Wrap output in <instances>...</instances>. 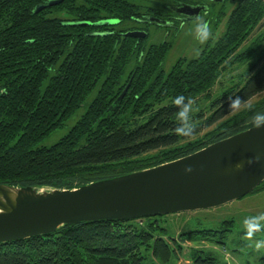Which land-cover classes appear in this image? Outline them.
<instances>
[{"label":"trees","instance_id":"trees-1","mask_svg":"<svg viewBox=\"0 0 264 264\" xmlns=\"http://www.w3.org/2000/svg\"><path fill=\"white\" fill-rule=\"evenodd\" d=\"M46 1L0 0L1 184L73 188L128 174L251 127L253 115L264 113V96L250 102L264 93V26L255 30L263 22L264 0H226L221 33L168 70L167 39L148 42L105 27L124 19L131 25L136 10H162L163 3L59 0L34 11ZM104 18L112 21L98 22ZM221 19H212L213 25ZM239 66L211 92L224 72ZM178 95L192 97L198 108L188 137L175 133L172 101ZM230 96H240L251 110H230ZM83 104L65 134L42 144ZM263 189L264 181L252 192ZM169 215L85 221L0 242V264H176L180 257L191 264H230L211 249L184 243L227 247L232 219L216 226L197 219L175 236Z\"/></svg>","mask_w":264,"mask_h":264},{"label":"water","instance_id":"water-1","mask_svg":"<svg viewBox=\"0 0 264 264\" xmlns=\"http://www.w3.org/2000/svg\"><path fill=\"white\" fill-rule=\"evenodd\" d=\"M58 1L38 3L34 11ZM190 7L197 16L200 8ZM177 10L190 13L184 6ZM124 34L143 37L146 33L129 30ZM127 88L128 84L118 99ZM3 94L0 89V95ZM258 154L259 162L245 164L241 171L233 169L237 161ZM189 165L192 171H185ZM262 181L264 127L253 125L177 159L73 188L0 183V242L47 234L63 225L85 221L136 219L215 208L251 193Z\"/></svg>","mask_w":264,"mask_h":264},{"label":"rangeland","instance_id":"rangeland-1","mask_svg":"<svg viewBox=\"0 0 264 264\" xmlns=\"http://www.w3.org/2000/svg\"><path fill=\"white\" fill-rule=\"evenodd\" d=\"M140 1V0H139ZM147 4L161 6L165 1L170 0H141ZM205 14H202L201 18L204 20ZM224 16L219 21L217 26L213 25L212 19L208 21L212 36L211 39L214 40L223 30ZM262 24L257 26L255 30H258L264 26V18L262 19ZM197 23V18L189 21L176 20L175 25L171 26L169 29H157L155 35L150 33L148 42H159L163 39H167L171 46L164 59V68L168 70L172 63L179 57L190 58L200 51L201 44L195 36V25ZM183 25V26H181ZM254 30V32H255ZM243 66L235 68L232 71L224 72L218 83L212 88V93L218 92L223 86L228 82V78L234 76ZM264 96V93L256 95L250 102H254ZM86 104H83L77 115L69 119L66 124L67 127L59 129L58 131L52 133L46 137L42 144L50 145L56 142L63 134L66 133L69 126H71L81 112L85 109ZM259 213H264V189L249 193L241 198L235 199L233 201L227 202L224 205L209 209H200L189 212L173 213L167 217L170 225L174 226L173 231L176 236L182 229L186 228L185 225L193 222L194 220H201L205 226H216L224 219H232L233 226L232 232L229 233L227 237V247H222L216 245L212 242L202 241V242H185L186 246H194L197 248L211 249L217 252L220 259L225 260L230 264H256L258 263L259 257L264 255V248L260 250L255 249L256 242L264 241V230L256 232L255 235L248 239L245 235V229L243 226V220L245 217L257 215ZM176 264H191L187 258L180 257Z\"/></svg>","mask_w":264,"mask_h":264},{"label":"clouds","instance_id":"clouds-1","mask_svg":"<svg viewBox=\"0 0 264 264\" xmlns=\"http://www.w3.org/2000/svg\"><path fill=\"white\" fill-rule=\"evenodd\" d=\"M195 36L201 44L206 43L212 36V30L209 23L199 16L197 17V23L195 25ZM172 103L177 109L175 113L177 122L175 133L178 136L184 137L193 135L197 127L193 120V112L198 110L196 107V101L192 97L178 95L173 99ZM228 107L232 111L251 110L252 105L247 104L246 100L242 99L240 96H230L228 97ZM252 123L256 128L264 127V113H255L252 118ZM260 159L261 156L258 154L247 160L237 161L233 166V169L235 171H241L245 164L259 162ZM185 171H192L191 165L186 166ZM243 226L246 237L251 239L256 232L264 230V213L245 217L243 220ZM262 248H264V241L256 242L255 249L260 250Z\"/></svg>","mask_w":264,"mask_h":264},{"label":"flooded vegetation","instance_id":"flooded-vegetation-1","mask_svg":"<svg viewBox=\"0 0 264 264\" xmlns=\"http://www.w3.org/2000/svg\"><path fill=\"white\" fill-rule=\"evenodd\" d=\"M226 0H170L163 2L162 10H151L149 12L143 13L139 11H135L138 13L134 16L135 21L131 24H124L127 20L123 21H114L113 24L106 25L107 28H116L119 33L124 34L129 30H139L144 31L146 34L143 37H135V38H143L147 39L152 32L153 35L156 33L157 29H169L171 26L175 25L176 20H181L183 22L189 21L192 19H196L198 16L201 17L202 14H205L204 20L209 21L210 19H216L217 17L226 16L228 14ZM184 6L187 11L190 13H182L178 8ZM190 6L199 7V11L197 12V16L194 17L193 13L196 11L194 8ZM111 18H104L98 20L99 23H102L103 20H110ZM106 29V28H105ZM140 41H137V45Z\"/></svg>","mask_w":264,"mask_h":264},{"label":"built area","instance_id":"built-area-1","mask_svg":"<svg viewBox=\"0 0 264 264\" xmlns=\"http://www.w3.org/2000/svg\"><path fill=\"white\" fill-rule=\"evenodd\" d=\"M260 264H264V260Z\"/></svg>","mask_w":264,"mask_h":264},{"label":"crops","instance_id":"crops-1","mask_svg":"<svg viewBox=\"0 0 264 264\" xmlns=\"http://www.w3.org/2000/svg\"><path fill=\"white\" fill-rule=\"evenodd\" d=\"M260 262L256 263V264H259Z\"/></svg>","mask_w":264,"mask_h":264}]
</instances>
